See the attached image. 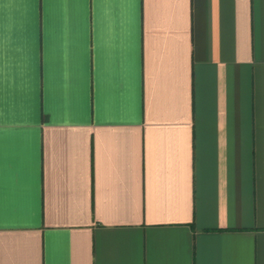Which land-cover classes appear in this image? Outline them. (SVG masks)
<instances>
[{
  "label": "crops",
  "instance_id": "0c3cea01",
  "mask_svg": "<svg viewBox=\"0 0 264 264\" xmlns=\"http://www.w3.org/2000/svg\"><path fill=\"white\" fill-rule=\"evenodd\" d=\"M0 264H264V0H0Z\"/></svg>",
  "mask_w": 264,
  "mask_h": 264
}]
</instances>
